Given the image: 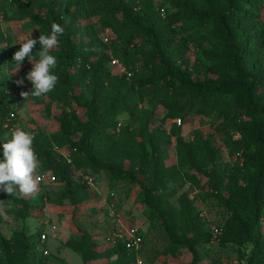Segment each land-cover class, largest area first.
<instances>
[{
  "label": "trees",
  "instance_id": "1",
  "mask_svg": "<svg viewBox=\"0 0 264 264\" xmlns=\"http://www.w3.org/2000/svg\"><path fill=\"white\" fill-rule=\"evenodd\" d=\"M16 1L26 12L34 0ZM37 1L40 13L30 18L31 24L38 29L33 39H38L40 34H49L53 22L63 27L64 34L59 38V47L50 51L57 58L52 73L59 80L51 92L39 98L32 96V101L41 106L44 98L61 104L73 103L87 118L86 123L80 122L75 109L59 118L61 134L53 135L52 140L59 147L68 143L69 153L57 160L52 158L50 149L44 147L39 127L30 131L34 136V152L40 162L38 172H50L54 181L63 185L57 192L44 187L45 200L51 203L66 200L73 205L90 200L94 195L83 181L82 174L98 177L99 172H106L114 180L137 183L150 214L162 221L169 238L167 248L174 245L185 247L197 259L198 249L213 245L211 227L204 230V217L186 195H181L173 205L163 199V193L172 180L182 179L202 188V178L209 177L216 191L213 197L229 211L224 225H216L222 228L216 245L250 243L248 264H264V92H258L264 83V73H258L254 65L247 64L254 53L251 52L250 37L241 27L243 23L258 19L264 0H221L220 7L218 0H175L171 11L163 10L164 16L160 15L159 9H142V15L136 18L130 16V12L136 10L138 0H111L107 6L93 0L92 6L101 12L104 24L112 29L114 40L120 44L113 56L131 71L128 79L121 72L111 71L112 56L105 52L107 43L97 36L95 29L83 30L73 23L63 26V16L68 15L75 1L80 0ZM119 11L121 19L117 15ZM137 43L147 45V50L131 51L130 47L138 49ZM190 43L196 48L210 47L208 67L198 65L189 70L188 66L182 68L175 64L176 58L188 51ZM17 50L19 48L9 52V70H16L12 56ZM39 50L37 44L32 51V61L38 60L35 54ZM27 62L26 57L20 68ZM259 62L262 68L264 63ZM207 68L216 74L229 75L230 82L219 85L207 76L202 80L192 79L193 70L203 73ZM79 82L88 85L89 97L85 103L79 95ZM149 87H152L149 100H158L163 109L162 122L173 121L168 130L162 125L150 130L152 111L139 107L136 94L139 91L147 93ZM8 97L4 95L0 99L2 133L12 130L16 118ZM190 109H195L201 117L212 116L217 131H238L241 140L230 151L231 155L241 159L240 151L248 150L244 164L245 167L250 162L252 165L248 184L234 187L227 199L217 191L215 163L221 158V151L213 136L205 137L197 131L191 140H186L174 122L184 120ZM31 112L35 113V109L32 108ZM123 113L128 115L130 122L125 124L118 119ZM79 130L78 140L63 137ZM172 140L176 164L165 166L166 153L162 147ZM3 159V148L0 147V161ZM126 161L130 167L146 164L150 172L149 182L142 183L131 170L125 169L123 162ZM15 201L20 204L21 215L31 213L33 205H28L21 197H16ZM174 224L179 233L171 227ZM37 247V259L30 258L29 254ZM62 247L79 254L82 264H130L134 261V255L120 241H115L110 249L96 250L90 233L85 230L77 229ZM42 249L40 233L29 237L19 233L12 242L0 235V252L3 254L0 264H42L45 257Z\"/></svg>",
  "mask_w": 264,
  "mask_h": 264
},
{
  "label": "rangeland",
  "instance_id": "2",
  "mask_svg": "<svg viewBox=\"0 0 264 264\" xmlns=\"http://www.w3.org/2000/svg\"><path fill=\"white\" fill-rule=\"evenodd\" d=\"M93 0H80L72 5L70 13L63 16L62 23L64 27L70 24H76L80 29L93 28L97 36L103 40L107 38L110 43L105 44V52L110 54L111 60L114 52L118 51L120 44L114 40L115 35L109 26L103 21L101 12L92 5ZM103 5L108 4L111 0H99ZM127 0H124L126 2ZM175 0H138L135 2V11L130 12V16L136 18L141 14V10H160V15L164 16V12L171 11V4ZM223 4L218 0L217 5ZM261 14L255 21L243 23L241 27L250 37L251 52L254 53L253 58L247 61L249 66L254 65L258 73L263 71L259 67L258 62L264 63V4L260 8ZM39 12L38 1L34 0L28 10L25 12L16 0H0V29L2 39L0 40V99L4 95H9V106L13 109L16 116L12 130L19 126L23 130L30 132L31 130L40 129L43 134L44 147L50 149L52 158L57 160L62 156H68L69 144L58 146L52 136L61 134L59 118L65 112L75 114L80 122L86 123L87 118L84 112L75 107V104H61L51 102L44 98V104L36 105L29 95L26 99L20 96L22 91L31 92L32 85L25 79L27 73L32 69V64L26 63L19 70H9L8 57L12 49L20 47V43L28 38H33L38 34V29L31 24V16ZM136 12V14H135ZM40 13V12H39ZM43 14V12H41ZM121 19V12L117 13ZM142 17V16H141ZM144 20V19H143ZM142 20V21H143ZM148 25L147 21H144ZM87 39V38H85ZM114 40V41H113ZM112 41V43H111ZM136 46L130 47L131 51L143 52L147 50V45L142 46L137 43ZM210 47L205 45L202 48H196L189 44L188 51L175 60L176 65L182 68L188 66L189 70L198 65L209 66L207 60ZM18 51V50H17ZM256 59L259 61L256 62ZM33 63L36 61H32ZM259 62V63H260ZM118 67H111L113 73H120ZM204 76L216 81L219 85L230 82L231 77L227 74H216L211 70L203 69V73L192 71V79L202 80ZM19 79H24V83L17 86L15 83ZM80 98L85 103L89 97V89L86 83L79 82ZM152 87L147 89V93L137 92L136 98L139 107H146L152 111L149 121V129L153 130L162 125L163 128L169 129L173 121L162 122L163 109L158 100L150 101V92ZM258 92H264V83L260 85ZM35 109V113L31 110ZM118 119L122 123L130 122L126 113L119 115ZM178 120V119H176ZM33 121L36 123L34 124ZM214 118L201 117L196 114L195 109L187 112L186 118L180 121L181 135L186 140H191L197 131L203 136L212 135L215 143L221 151V158L216 161L217 169V191L224 199L229 198L234 187L246 186L248 184L249 175L251 174V162L245 167V157H248L246 150L241 159L230 154L241 140L240 134L236 129L217 131L213 124ZM177 125L178 123L175 122ZM2 133L0 131V147L6 142L5 136L11 139V131ZM80 130L74 134H65L70 141L78 140ZM166 153L164 158L165 166L176 164V153L174 149V140L168 145L162 147ZM123 167L132 171L133 176L144 184L150 179L149 167L146 164H138L130 167L127 161L123 162ZM35 176L41 178L36 180L37 189L29 195L21 198L26 200L28 205H33V209L27 216L19 213L20 204L16 203V194L9 196L0 191V235L7 241L12 242L15 235L23 233L26 236L36 235L46 232L48 239L42 244V247L48 250V254L42 259V264H82L79 254L69 248L62 247L73 234L77 233V229L85 230L90 233L95 248L98 251H104L112 248L115 243L117 231L128 230L130 228H138L140 234V243L138 251L131 252L134 255V261L130 264H137V260H141L142 264H248L247 260L251 254V244L245 243L242 246L230 243L224 247L210 245L198 249V258L195 259L193 254L185 247L174 245L167 248L169 238L163 230L162 221L150 214L148 207L144 202L143 192L137 183L129 182L126 179H112L106 172H99L94 187L89 191L94 195L90 200L81 204L73 205L68 201L47 202L45 199L44 187L48 191L57 192L62 188V184L56 183L50 172L39 173ZM34 176V178H35ZM209 177L202 178V188H196L189 182L177 179L168 183L167 190L163 193V199L168 203L176 205L177 199L181 195H186L192 201L196 211L201 217H204V230L216 225H224L229 211L225 206L220 205L213 197L215 190L210 182ZM209 194V195H208ZM264 224V214L262 216ZM171 227L179 233L176 224ZM77 228V229H76ZM20 236V235H19ZM167 248V249H166ZM30 258L37 259L38 247L35 248ZM0 257L3 254L0 252ZM100 262H105L100 261ZM98 262V263H100Z\"/></svg>",
  "mask_w": 264,
  "mask_h": 264
},
{
  "label": "clouds",
  "instance_id": "3",
  "mask_svg": "<svg viewBox=\"0 0 264 264\" xmlns=\"http://www.w3.org/2000/svg\"><path fill=\"white\" fill-rule=\"evenodd\" d=\"M63 34V27L53 22L49 34H40L38 39L28 38L19 44V50L12 56L16 70H19L26 57L32 64V69L25 77L31 83L32 90L30 93L22 91L20 93L22 98L26 99L29 95L39 98L55 88L59 77L52 73V69L57 65V58L51 55L50 51L59 47V38ZM37 44L40 50L35 56L38 60L33 63L32 51ZM15 83L20 86L24 83V79H19ZM10 135L11 139H8L6 135V142L2 144L4 159L0 161V191L9 196L16 194L22 197L36 191V180L39 177L35 176V173L40 167V162L34 152L32 133L17 126Z\"/></svg>",
  "mask_w": 264,
  "mask_h": 264
},
{
  "label": "built area",
  "instance_id": "4",
  "mask_svg": "<svg viewBox=\"0 0 264 264\" xmlns=\"http://www.w3.org/2000/svg\"><path fill=\"white\" fill-rule=\"evenodd\" d=\"M0 21H1V15H0ZM103 41H104V43L109 42V40L107 38L103 39ZM110 65L113 67L120 68L119 72L125 74L127 79L131 77V74H132L131 71L127 70L121 64V62L118 59H116V58L112 59L110 61ZM174 122H177L178 125L180 124L179 119L175 120ZM119 127H120V123H118V125H117V130ZM237 155L239 156V154H237ZM67 161H68V163H71L70 159H68ZM82 178H83V181L86 183V185L89 188L94 187V185L97 181V177H95L91 174H82ZM40 180H41V178L39 177L38 181H40ZM211 233H212L211 243L216 245L219 241V236L222 233V228L217 227V226H212L211 227ZM47 239H48L47 233L41 232L40 233V243H42V244L45 243ZM115 241L122 242L125 245L126 249H128L131 252L138 251L139 243H140V234H139L138 228L133 227V228H130L128 230H125L124 232L119 229L116 233ZM41 252L44 256H46L48 254V250L45 248H43ZM137 264H142V261L140 259L137 260Z\"/></svg>",
  "mask_w": 264,
  "mask_h": 264
}]
</instances>
